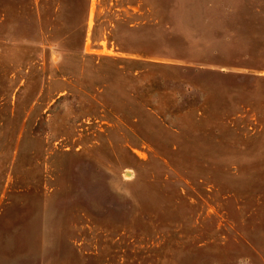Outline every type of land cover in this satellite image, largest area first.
Returning <instances> with one entry per match:
<instances>
[{
	"label": "rangeland",
	"instance_id": "obj_1",
	"mask_svg": "<svg viewBox=\"0 0 264 264\" xmlns=\"http://www.w3.org/2000/svg\"><path fill=\"white\" fill-rule=\"evenodd\" d=\"M0 264H264V0H0Z\"/></svg>",
	"mask_w": 264,
	"mask_h": 264
}]
</instances>
